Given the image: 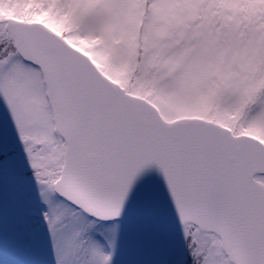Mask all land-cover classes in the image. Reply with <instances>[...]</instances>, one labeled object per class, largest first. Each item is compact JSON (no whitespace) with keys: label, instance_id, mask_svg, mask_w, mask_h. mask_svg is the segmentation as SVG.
<instances>
[{"label":"snow or ice","instance_id":"snow-or-ice-1","mask_svg":"<svg viewBox=\"0 0 264 264\" xmlns=\"http://www.w3.org/2000/svg\"><path fill=\"white\" fill-rule=\"evenodd\" d=\"M0 264H264V0H0Z\"/></svg>","mask_w":264,"mask_h":264}]
</instances>
